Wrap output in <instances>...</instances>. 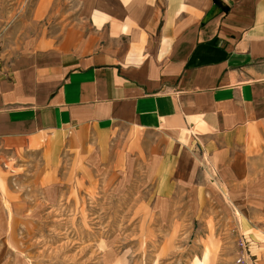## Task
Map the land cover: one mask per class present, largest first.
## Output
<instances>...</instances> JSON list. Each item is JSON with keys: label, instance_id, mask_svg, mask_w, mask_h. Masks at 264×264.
<instances>
[{"label": "crops", "instance_id": "1", "mask_svg": "<svg viewBox=\"0 0 264 264\" xmlns=\"http://www.w3.org/2000/svg\"><path fill=\"white\" fill-rule=\"evenodd\" d=\"M34 17L62 37L0 55V158L74 134L107 151L264 136V0H40Z\"/></svg>", "mask_w": 264, "mask_h": 264}, {"label": "rangeland", "instance_id": "2", "mask_svg": "<svg viewBox=\"0 0 264 264\" xmlns=\"http://www.w3.org/2000/svg\"><path fill=\"white\" fill-rule=\"evenodd\" d=\"M39 1L0 0L1 66L62 37L61 18L34 17ZM132 137L107 151L74 134L0 158V264H264V136Z\"/></svg>", "mask_w": 264, "mask_h": 264}]
</instances>
